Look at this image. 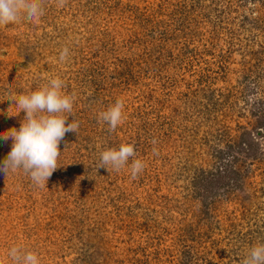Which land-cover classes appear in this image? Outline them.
Masks as SVG:
<instances>
[{"label": "rangeland", "instance_id": "1", "mask_svg": "<svg viewBox=\"0 0 264 264\" xmlns=\"http://www.w3.org/2000/svg\"><path fill=\"white\" fill-rule=\"evenodd\" d=\"M260 3L43 0L39 20L0 26V134L26 115L5 96L55 77L74 96L66 126L79 124L44 186L0 173V258L19 246L40 264H241L264 243ZM117 99L110 131L99 113ZM12 143L0 139V162ZM121 144L128 165L99 168Z\"/></svg>", "mask_w": 264, "mask_h": 264}, {"label": "clouds", "instance_id": "2", "mask_svg": "<svg viewBox=\"0 0 264 264\" xmlns=\"http://www.w3.org/2000/svg\"><path fill=\"white\" fill-rule=\"evenodd\" d=\"M63 6L65 0H58ZM43 0H0V26L19 23L21 20L37 21L43 15ZM69 50L63 48L59 61L68 59ZM63 81L59 77L50 78L46 84L28 94L8 96L15 106L26 115L19 130L13 128L0 134V139H12L11 151L0 162V173L8 176L19 169L30 175L37 186H44L57 169L60 156L59 145L68 132H76L79 124L76 121L66 122L64 113H71L74 96L62 92ZM124 101L117 99L106 111L99 113V120L115 131L123 121ZM135 157L134 146L121 144L119 148H110L100 153L99 168L120 171L128 165L130 158ZM145 164L140 159H133L129 166L132 179L143 171ZM40 264L34 252L25 251L19 246L8 252V260L0 258V264ZM241 264H264V243L253 245Z\"/></svg>", "mask_w": 264, "mask_h": 264}, {"label": "trees", "instance_id": "3", "mask_svg": "<svg viewBox=\"0 0 264 264\" xmlns=\"http://www.w3.org/2000/svg\"><path fill=\"white\" fill-rule=\"evenodd\" d=\"M228 1V0H227ZM260 4L262 5L263 4V6H264V0H260ZM252 12H255V11H252ZM257 12V11H256ZM245 16V15H244ZM246 17V16H245ZM256 21H257V19H256Z\"/></svg>", "mask_w": 264, "mask_h": 264}]
</instances>
